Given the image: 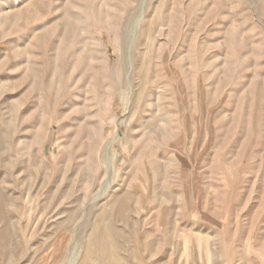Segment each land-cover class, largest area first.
<instances>
[{
	"label": "rangeland",
	"instance_id": "1",
	"mask_svg": "<svg viewBox=\"0 0 264 264\" xmlns=\"http://www.w3.org/2000/svg\"><path fill=\"white\" fill-rule=\"evenodd\" d=\"M0 264H264V0H0Z\"/></svg>",
	"mask_w": 264,
	"mask_h": 264
},
{
	"label": "bare ground",
	"instance_id": "2",
	"mask_svg": "<svg viewBox=\"0 0 264 264\" xmlns=\"http://www.w3.org/2000/svg\"><path fill=\"white\" fill-rule=\"evenodd\" d=\"M109 158H110V156H109ZM108 162V161H107ZM112 166V165H111Z\"/></svg>",
	"mask_w": 264,
	"mask_h": 264
}]
</instances>
